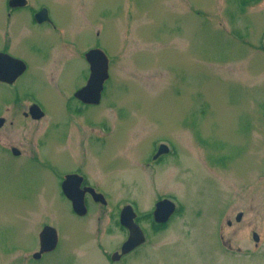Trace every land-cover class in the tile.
Wrapping results in <instances>:
<instances>
[{
    "label": "rangeland",
    "instance_id": "obj_1",
    "mask_svg": "<svg viewBox=\"0 0 264 264\" xmlns=\"http://www.w3.org/2000/svg\"><path fill=\"white\" fill-rule=\"evenodd\" d=\"M31 1L51 5L58 30L33 24L26 10L8 17L0 0V39L20 53L35 44L30 38L54 42L48 61L28 51L37 76L23 84L37 86L49 107V92L61 105L34 122L22 116L26 105L4 102L0 146L16 145L24 158L39 154L68 170L80 159L72 154L92 150L87 142L79 147L96 134L85 125L88 116L101 119L109 125L102 127L101 156L81 165L108 203L93 202L82 216L47 159L0 158V264H113L106 253L126 239L120 207L133 201L144 214L168 195L178 207L169 228L156 233L143 221L148 242L129 264H264V0ZM101 40L118 56L112 79L101 105L68 126L67 97L86 78L79 52ZM6 90L0 96L11 98ZM57 121L66 127L56 130ZM161 139L170 154L145 165ZM102 158L101 167L95 160ZM239 212L244 217L236 220ZM43 223L58 229L61 247L36 261Z\"/></svg>",
    "mask_w": 264,
    "mask_h": 264
},
{
    "label": "flooded vegetation",
    "instance_id": "obj_2",
    "mask_svg": "<svg viewBox=\"0 0 264 264\" xmlns=\"http://www.w3.org/2000/svg\"><path fill=\"white\" fill-rule=\"evenodd\" d=\"M4 10H6L7 16L10 18H12L13 16H16L21 10H26L28 11L27 13L30 17V20L34 21L33 24L38 25V27L43 26L45 28L58 30V28L61 25L59 18L56 17L54 13V9L51 7V5L46 4V3L41 4V6H37L31 0H5ZM108 12L109 11L107 10V8L103 10V16H105V18L108 17L106 15ZM67 37L68 38L66 40L68 44L74 45V46L77 45L73 37H69V36ZM28 39L29 38H26L25 40H28ZM30 40L35 41V44L32 43L30 48L26 46L27 53H24V52L20 53V52H17L15 49H13V47L10 46V44L3 43L0 39V95L2 93L6 95L7 94L6 89H9L10 91L9 96L10 97L12 96L11 98H6L7 96L6 97L0 96V131L3 130V127L8 123V117L4 115L5 113L2 114L3 108H4L3 107L4 102H10L12 106H16V107L26 105V108L22 111V116L34 122L42 121L46 119L47 117L46 115H48L49 108H51L47 105L46 101H44V99L38 94L39 88L37 86L34 88L28 86L29 87L28 89L25 87L26 84H23V82L29 77L30 79L28 80L30 81L32 80L33 76L34 77L37 76V74L31 73V71L34 68L33 65L35 64V62L33 61L32 63V60L28 58L29 52L32 55L37 54L34 56L36 59L40 60L41 62L48 61L53 55V51L52 49H50V47L53 45L54 42L51 43V40L45 39V38H43L42 40L38 38H35V39L30 38ZM97 48L101 49L106 54V57H104V55L102 57V53H94L95 60H98V59L106 60L107 69L109 70L108 73L110 75L113 72L111 68L112 61L118 60L116 59L117 55H115V53L112 52L109 46L104 44L102 40L98 41L97 43L87 45L84 49H82V51L79 52V59L82 60L85 65L83 68H81L80 75L81 74L86 75V78L83 84L75 85L74 88L70 91L71 94L67 97L68 100L66 103L67 104L66 109L68 111V114L70 115V120H71L70 122H68L67 124L68 126L74 127L75 125L74 121H76L75 119H77L80 116L84 117L85 113L88 115L89 112L94 111L95 108H98L99 105H101L103 101L102 99L105 97V93H106L105 91L107 89L106 83H108L110 79L106 81L101 91L102 96L99 102L98 101L96 102L97 93H98L96 87L95 88L91 87L92 89L90 88V90L88 91L89 92L88 95L84 97L78 95V92L88 84V79L90 78L91 73H92L91 60L88 58L90 56L89 53L91 51H95V49ZM34 56H33V59H34ZM66 73L70 74L69 77H64V80L66 78L68 82V80L71 77V72L66 71ZM42 82H43V79L40 80V83ZM39 85L40 84L38 83V86ZM35 89H38V90H35ZM49 95L51 96L50 92H49ZM49 95H45L47 97V101L49 105L52 100L54 102H57V104H59V107H56V108H60L61 104L59 103L58 99L56 100L52 99L53 97L52 96L50 97ZM85 125L87 126V128L91 129V131L93 132L95 131L96 134H90L91 137L89 139V142L88 141H85L83 143L80 142L81 145H79V147H83L85 150L87 148L85 143L87 142V145L91 146L90 149L92 150L89 154H87L86 151H82V153L76 154V155L72 154L75 157H78V156L80 157L79 162L76 165H74L75 166L74 168H70L68 170L63 169L60 163L59 164L56 163L53 159H50L49 157L47 158V157L42 156L43 157L42 158L39 154H35V153L33 154L32 158L30 157L24 158V150L21 149V147H18L16 145L7 146V145L2 144V146H0V158L4 160L5 159L7 160L25 159V162L29 161L32 163H44V164L46 163L45 161L47 159L48 170H50L53 177L59 181V188L62 190V193L64 194V196H66L65 190H64V182L66 181L65 180L66 177L71 175L70 179L68 180V183L65 182V187L70 191L73 190L76 192H82V191L86 192L85 200H86L88 210H89L91 203L94 202L95 204H101L100 202H97L96 200H94L93 195L89 192L92 190L91 188L95 189L98 192H101V191L103 192V190L101 189L100 183L96 181L95 178H91L90 173L88 172L87 168H85V164L87 165V162H89L90 164L94 162V161H90L91 159L94 160V158L91 157L93 154H95L96 156H101V153H99L98 151L103 147L102 145H103L104 136L101 134L102 127L107 128L109 127V125L102 123L101 119L100 120L94 119L91 115L88 116V119L85 121ZM54 126L56 130L62 127L63 128L66 127V125L61 121H57V123H55ZM80 127L82 128V126ZM103 131L106 132V130H103ZM62 136H69L68 137V142H69V139L71 138L69 132L63 131ZM48 137L51 138V133L48 134ZM87 139L88 138H86V140ZM162 140L157 142L154 151H152L150 154L145 155V158L143 159V162L145 163V165L153 166L156 164H160L164 161L165 157L170 154V152H168L154 159L156 155L155 153L157 152ZM40 143H41V145H39L40 147L45 145L44 141H41ZM49 145H50V142L47 141V144L45 145L46 148ZM66 156H71V154L66 155ZM82 160H86V163L83 165H81ZM103 161H104L103 158L102 160L96 159L95 163L102 167ZM164 198L165 196H158L157 200L154 203V206L157 203V201L164 199ZM67 200L70 202L71 209L74 210L73 201H70L68 198ZM125 204H123L122 207H120L118 222L122 230L126 234V239L124 240L123 244L120 246V249L119 250L116 249L115 251H113L112 255L106 253L107 254L106 257L112 260L114 262V263L112 262L113 264H117V262L129 264L130 260L134 258L133 256L138 255L142 247L145 244H147V243L140 244L135 247H130L129 249H127V251H123L124 250L123 245L127 242V239L130 234V231L128 230V228L125 227V225L123 224L121 225V220H120ZM129 204L132 205L133 209L135 210H136V207H138L137 204L135 206L133 201L129 202ZM152 214H153V211H152ZM175 215L176 213L171 215L170 220L167 223L156 224L155 220L153 219V215L145 219H142L139 215H137L135 220L140 225L143 223V221H149L150 222L149 224L151 225L152 230L155 231L156 233H159L169 228V224L174 219ZM153 223L155 224L153 225ZM231 224L232 223H230V220H229V225ZM46 225H50V224L43 223V227ZM145 234H146V239H147L148 232L146 230H145ZM38 239H39L38 243H39L40 248H39V251L32 253L31 255V258H33L32 260L40 261L42 258L45 257V255L51 254L61 247V238L59 234L58 246L50 252L43 251L40 253L41 245H40L39 236H38ZM31 258H28V259H31Z\"/></svg>",
    "mask_w": 264,
    "mask_h": 264
},
{
    "label": "water",
    "instance_id": "obj_3",
    "mask_svg": "<svg viewBox=\"0 0 264 264\" xmlns=\"http://www.w3.org/2000/svg\"><path fill=\"white\" fill-rule=\"evenodd\" d=\"M94 52H90V56L92 57L94 54ZM99 68H101L100 66L97 65V63L93 62V74L92 77L89 80V84L88 86H86L83 90L79 91L80 96H86L88 95V91L90 90V88L92 87H96L97 88V99L96 102L100 100L101 97V90L103 88V84H104V80L105 77L101 75L102 78H99L100 75V71ZM104 68V67H103ZM105 70V68H104ZM106 72V70H105ZM95 74V75H94ZM93 75L95 76V78L93 77ZM168 151V147L167 145H162L160 150L158 151V155L161 153H164ZM71 175L67 178L68 180L70 179ZM67 181V180H66ZM68 183V181L66 182ZM68 196L72 199L74 202V206H75V210L78 211L79 214L83 215L85 213H87V207H86V203L84 200V191L82 192H76L73 190H68L65 186H64ZM95 198L96 200H101L103 203L107 202V200L105 199L104 195L95 192ZM157 210L155 211V219L159 220V221H167L169 220V216L175 211L176 207L175 204L171 201V200H163L157 203ZM238 220H241L243 215L242 213L238 214ZM136 214L134 213V211L131 209L130 205L125 206L123 212H122V216H121V220L122 223L124 225H127L128 228L131 231V235L130 238L127 240V243L124 245V250L123 251H127V249H129L130 247H134L136 245H138L139 243L144 242L145 237H144V233L143 230H141L140 226L138 224L135 223V218ZM41 237H42V245L44 246V248H46L45 250H50L53 247L56 246L57 243V234H56V230L53 227H46L41 233ZM253 236H255L256 239H259V236L257 233H255Z\"/></svg>",
    "mask_w": 264,
    "mask_h": 264
},
{
    "label": "bare ground",
    "instance_id": "obj_4",
    "mask_svg": "<svg viewBox=\"0 0 264 264\" xmlns=\"http://www.w3.org/2000/svg\"><path fill=\"white\" fill-rule=\"evenodd\" d=\"M90 60H91V71L93 70V62H95V63H97V65L98 66H100L101 68H99V71H100V75H99V78H102L101 77V75L102 76H104L105 77V80H104V84H103V87H104V85H105V83H106V81L107 80H109V79H112V75H110L108 72H109V70L107 69V62H98V60H95L94 58H90ZM105 68V70H106V72H105V70H104V68ZM111 68H112V65H111ZM69 73H66V75H65V77H69ZM95 75V74H94ZM93 75V77L95 78V76ZM65 83L67 82V79L65 78V81H64ZM108 83H106V85H107ZM92 89V88H91ZM50 96V95H49ZM51 97V96H50ZM50 107L51 108H54V109H56L55 107H59V104H57V102H54V101H52L51 100V102H50ZM113 131V130H112ZM111 133H113V132H111ZM98 193H100V194H104V193H102V192H98ZM106 199V198H105ZM107 200V202L106 203H108V199H106ZM98 202H100L101 204H104L101 200H98ZM119 223V222H118ZM121 225H122V222H121ZM141 227L143 228V226H142V224H141ZM143 229H145V228H143ZM39 237H40V235H39ZM144 237H145V240H144V242H142V243H139L138 245H140V244H145V243H147L148 241V238L146 239V234L144 235ZM138 245H136V246H138ZM146 245V244H145ZM135 247V246H134Z\"/></svg>",
    "mask_w": 264,
    "mask_h": 264
}]
</instances>
